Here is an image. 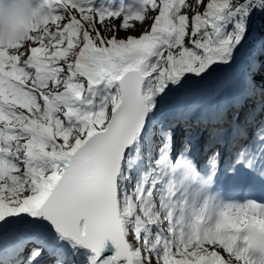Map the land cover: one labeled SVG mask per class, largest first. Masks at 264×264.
Wrapping results in <instances>:
<instances>
[{"label":"snow or ice","instance_id":"obj_1","mask_svg":"<svg viewBox=\"0 0 264 264\" xmlns=\"http://www.w3.org/2000/svg\"><path fill=\"white\" fill-rule=\"evenodd\" d=\"M258 14L264 0H0V264H264V198L218 185H264V44L185 91L233 68Z\"/></svg>","mask_w":264,"mask_h":264},{"label":"trees","instance_id":"obj_2","mask_svg":"<svg viewBox=\"0 0 264 264\" xmlns=\"http://www.w3.org/2000/svg\"><path fill=\"white\" fill-rule=\"evenodd\" d=\"M138 24L136 25V27ZM251 37L247 39V43L245 47L241 49V58L238 63V68L240 69L243 64L247 61L250 55L255 54L259 51L262 44H264V15H256L253 20L252 27L250 29ZM208 79L205 81H201V83L193 84V81H190V87L186 88V92L191 90L192 93H201L208 87L207 85Z\"/></svg>","mask_w":264,"mask_h":264},{"label":"rangeland","instance_id":"obj_3","mask_svg":"<svg viewBox=\"0 0 264 264\" xmlns=\"http://www.w3.org/2000/svg\"><path fill=\"white\" fill-rule=\"evenodd\" d=\"M255 17V16H254ZM254 17L252 18V20H251V22H250V25H249V38L251 37V35H250V29H251V27H252V24H253V20H254ZM150 23V22H149ZM130 30V29H129ZM133 31H130L129 32V34H131V35H138L139 34V32L141 31V27H140V25H138L135 29H132ZM128 31V30H127ZM121 35H123L124 33L123 32H121L120 33ZM220 76H221V74H220ZM190 81H192V80H190ZM189 81V82H190ZM194 83L193 84H197V83H201V81H199V82H197L196 80L195 81H193ZM234 85H236V86H242V84L239 82V81H237ZM187 87H190V84L188 83V86ZM243 87V86H242ZM258 97V96H257ZM259 98V97H258ZM253 103H255V104H257L258 105V103H257V101H256V98H255V100L253 101V100H248V108L249 107H251V105L253 104ZM232 114V113H231ZM230 114V111H228V115L230 116L231 115ZM242 115H243V112L241 113ZM241 118H243V116L241 117ZM196 131H197V134L199 135V131H200V128H196L195 129ZM204 132V131H203ZM204 134H206L207 135V133L205 132ZM197 135V136H198ZM205 137V136H204ZM181 139V133H177V141H179ZM196 153V151H194V153L193 154H195ZM199 153V152H198ZM197 153V154H198Z\"/></svg>","mask_w":264,"mask_h":264},{"label":"bare ground","instance_id":"obj_4","mask_svg":"<svg viewBox=\"0 0 264 264\" xmlns=\"http://www.w3.org/2000/svg\"><path fill=\"white\" fill-rule=\"evenodd\" d=\"M130 31H133L132 29H130V30H128V32H130ZM231 91H232V89H231ZM241 93H239V95H240ZM256 101H259V100H256ZM225 107L228 109V111H230V112H233V111H235L239 106H234L233 105V101H229L227 104H225ZM243 115L241 114V117H242ZM179 133V132H178ZM196 153H197V151H196Z\"/></svg>","mask_w":264,"mask_h":264}]
</instances>
